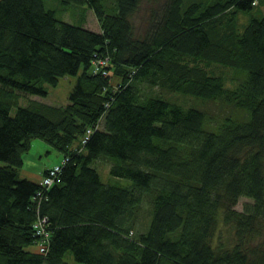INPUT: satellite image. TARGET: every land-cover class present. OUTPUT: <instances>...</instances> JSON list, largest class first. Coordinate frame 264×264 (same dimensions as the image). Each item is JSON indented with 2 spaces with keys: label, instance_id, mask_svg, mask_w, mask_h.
I'll return each mask as SVG.
<instances>
[{
  "label": "trees",
  "instance_id": "obj_1",
  "mask_svg": "<svg viewBox=\"0 0 264 264\" xmlns=\"http://www.w3.org/2000/svg\"><path fill=\"white\" fill-rule=\"evenodd\" d=\"M142 1L0 0V264H264L258 0L151 3L139 30ZM83 8L99 30L84 26V11L63 16ZM101 60L107 75L95 71ZM65 76L76 77L65 105L19 103ZM35 138L68 157L46 190L19 175ZM97 159L130 184L103 181ZM241 196L253 202L238 210ZM42 218L45 253L33 227Z\"/></svg>",
  "mask_w": 264,
  "mask_h": 264
},
{
  "label": "rangeland",
  "instance_id": "obj_2",
  "mask_svg": "<svg viewBox=\"0 0 264 264\" xmlns=\"http://www.w3.org/2000/svg\"><path fill=\"white\" fill-rule=\"evenodd\" d=\"M48 2H52L54 0H47ZM46 2V4L48 3ZM165 2V0H154V1H146L143 0L142 4H141V13H138L137 19H136V26H138L139 30H144V28L146 27V17L147 15L151 12V8L153 4L154 7L158 8L159 6L163 5ZM151 5V6H150ZM255 10L252 12L256 13L257 15H264V3L260 2L258 0V2L255 4ZM83 12L84 15V26L88 27L92 30H99V26H98V21L93 13L92 10L90 9H69L67 11H65L63 13V16L68 19L71 20L72 22H76L77 19L79 18V15L77 16V13L79 14V12ZM245 12H241L238 16V25H239V29L241 30L243 25L247 22L248 17L245 15ZM203 66L210 70L209 65L208 64H203ZM216 66L212 65L211 66V70L217 71V68H215ZM224 72L229 73L230 75H228V77L231 78V73L232 71L229 70H225ZM113 77L116 80H119L121 78V73H115L113 75ZM76 80L75 76H65L59 79L58 83L56 86H49L48 87V93L47 96L45 98H40L37 97L35 95H19L18 101L21 104L26 103V101L30 98L32 99H37V100H42L45 101L47 103H50L52 105H65L68 102V93L71 90L72 86L74 85ZM230 82L229 84H233L231 79H229ZM158 90V89H156ZM17 94H21L18 91H15ZM15 93V94H16ZM16 94V95H17ZM160 94H163L165 97L171 99V100H176L179 103H186L188 105L190 104H196L197 101L194 100L193 98L190 97H182L181 95L175 93V92H160ZM98 122V121H97ZM96 122V123H97ZM96 123L93 125V128H95ZM102 127V123L101 120L99 122L98 128ZM63 155L56 150L54 147H51L49 145H47L45 143L44 140L35 138L31 141V145H30V149L27 151V153L24 154L23 156V166L22 169L19 172V175L21 177H26L28 175H34L36 176V178L39 177V175L41 174L43 167H45V164L49 165V164H55V163H59L62 160ZM4 164V162H2L0 160V166ZM97 170L99 171V174L101 176V179L105 182H117L123 185H129L130 184V180L126 179V178H122V177H111L110 174L108 173V166L109 163L107 160L105 159H97L94 161L93 163ZM35 178V179H36ZM253 200L248 198V197H244L241 196L238 198V202L236 204V208L238 210H241L244 208L245 204H250L252 203ZM35 235V234H34ZM36 236V235H35ZM258 254L259 255H263L264 254V245H260V247L258 248ZM66 258L65 260L69 261V262H74L72 256L70 254H66ZM75 264H84V263H79V262H75Z\"/></svg>",
  "mask_w": 264,
  "mask_h": 264
},
{
  "label": "built area",
  "instance_id": "obj_3",
  "mask_svg": "<svg viewBox=\"0 0 264 264\" xmlns=\"http://www.w3.org/2000/svg\"><path fill=\"white\" fill-rule=\"evenodd\" d=\"M93 65L95 68V71L101 73L102 75H107L108 73H110V70H107L106 67L108 66V60H101L98 62L93 61ZM97 127V125H96ZM95 127V128H96ZM93 125L87 127V130L85 132V134L83 135V137L81 138V145L78 147H74V149L76 151H79L83 144L86 142V140L88 139L89 135L93 132ZM68 160V157H62V160L60 163L55 164L54 166L50 167L47 172L46 175L42 176L40 178V185H41V189H49L53 183L57 180L58 174L61 171L62 166L66 163V161ZM41 191H37L36 194L38 196H40ZM45 222L46 219L42 218L38 221H36L33 224V227L35 229V235L37 238V246H38V250L42 253H45L48 246H49V233L47 232L46 228H45Z\"/></svg>",
  "mask_w": 264,
  "mask_h": 264
},
{
  "label": "crops",
  "instance_id": "obj_4",
  "mask_svg": "<svg viewBox=\"0 0 264 264\" xmlns=\"http://www.w3.org/2000/svg\"><path fill=\"white\" fill-rule=\"evenodd\" d=\"M43 168H44V167H43ZM19 172H20V170H19ZM40 177H41V176L39 175V177L36 178V176H34V175H32V174L27 176V178L32 179V180L40 179ZM35 178H36V179H35Z\"/></svg>",
  "mask_w": 264,
  "mask_h": 264
},
{
  "label": "bare ground",
  "instance_id": "obj_5",
  "mask_svg": "<svg viewBox=\"0 0 264 264\" xmlns=\"http://www.w3.org/2000/svg\"><path fill=\"white\" fill-rule=\"evenodd\" d=\"M98 125H99V124H97V127H96V128H98Z\"/></svg>",
  "mask_w": 264,
  "mask_h": 264
}]
</instances>
